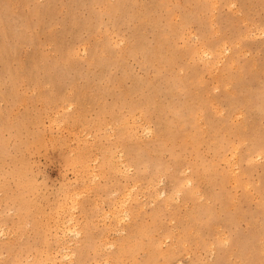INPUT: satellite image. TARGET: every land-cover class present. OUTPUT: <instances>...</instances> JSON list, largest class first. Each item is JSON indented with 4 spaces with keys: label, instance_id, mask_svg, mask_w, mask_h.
<instances>
[{
    "label": "rangeland",
    "instance_id": "374dc122",
    "mask_svg": "<svg viewBox=\"0 0 264 264\" xmlns=\"http://www.w3.org/2000/svg\"><path fill=\"white\" fill-rule=\"evenodd\" d=\"M0 264H264V0H0Z\"/></svg>",
    "mask_w": 264,
    "mask_h": 264
}]
</instances>
